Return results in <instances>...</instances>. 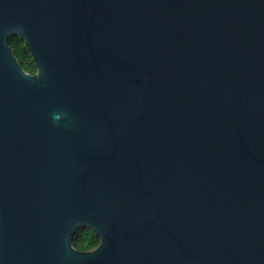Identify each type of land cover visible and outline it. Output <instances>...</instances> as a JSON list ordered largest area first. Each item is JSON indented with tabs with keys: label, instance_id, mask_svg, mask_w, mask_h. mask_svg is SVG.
Masks as SVG:
<instances>
[{
	"label": "water",
	"instance_id": "obj_1",
	"mask_svg": "<svg viewBox=\"0 0 264 264\" xmlns=\"http://www.w3.org/2000/svg\"><path fill=\"white\" fill-rule=\"evenodd\" d=\"M0 264H264V0H0Z\"/></svg>",
	"mask_w": 264,
	"mask_h": 264
},
{
	"label": "trees",
	"instance_id": "obj_2",
	"mask_svg": "<svg viewBox=\"0 0 264 264\" xmlns=\"http://www.w3.org/2000/svg\"><path fill=\"white\" fill-rule=\"evenodd\" d=\"M9 44L15 56L18 58L21 66L27 72L34 74L37 69L36 66L31 65L32 62H30V59L32 58V55L25 46V41L20 36L15 35L10 37ZM99 244L100 238L90 228H78L73 237V245L81 251L93 250Z\"/></svg>",
	"mask_w": 264,
	"mask_h": 264
},
{
	"label": "clouds",
	"instance_id": "obj_3",
	"mask_svg": "<svg viewBox=\"0 0 264 264\" xmlns=\"http://www.w3.org/2000/svg\"><path fill=\"white\" fill-rule=\"evenodd\" d=\"M63 115H65V114H54L53 118L55 120H60L63 117Z\"/></svg>",
	"mask_w": 264,
	"mask_h": 264
},
{
	"label": "rangeland",
	"instance_id": "obj_4",
	"mask_svg": "<svg viewBox=\"0 0 264 264\" xmlns=\"http://www.w3.org/2000/svg\"><path fill=\"white\" fill-rule=\"evenodd\" d=\"M30 62H32V63H31V65H34V66H36V64L34 63V61H33V59H32V58L30 59ZM36 69H37V66H36ZM35 73H36V72H35Z\"/></svg>",
	"mask_w": 264,
	"mask_h": 264
}]
</instances>
